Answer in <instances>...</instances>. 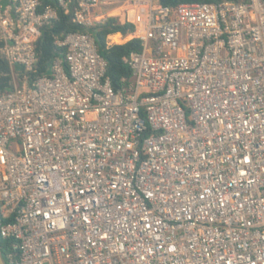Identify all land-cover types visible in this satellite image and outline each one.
I'll return each mask as SVG.
<instances>
[{"label": "built area", "instance_id": "built-area-1", "mask_svg": "<svg viewBox=\"0 0 264 264\" xmlns=\"http://www.w3.org/2000/svg\"><path fill=\"white\" fill-rule=\"evenodd\" d=\"M57 3L0 0L6 264H264V0ZM112 19L142 46L117 90Z\"/></svg>", "mask_w": 264, "mask_h": 264}, {"label": "trees", "instance_id": "trees-1", "mask_svg": "<svg viewBox=\"0 0 264 264\" xmlns=\"http://www.w3.org/2000/svg\"><path fill=\"white\" fill-rule=\"evenodd\" d=\"M222 1L242 2L247 0H159L160 4L168 7H176L186 3H213ZM43 7L52 5L58 8L57 0H41ZM59 19L53 25L47 27L44 31L43 39L41 41V70L49 66L57 57V52L53 46V36L62 33L63 31L77 30L72 26L71 17L64 14L58 9ZM134 28L122 22L120 19H112L106 24L100 26L95 30L96 43L100 54L105 58L108 64L107 75L111 79L114 89H119L122 85V79L130 77L132 71L130 67L124 62V58L128 57L132 52H140L142 50L141 43L138 40H131L122 45H115L110 48L107 47L106 38L109 34L122 33L127 35L132 32ZM1 46V45H0ZM44 71H40L43 73ZM11 89V75L9 64L0 57V91ZM3 253H5L6 243L0 242Z\"/></svg>", "mask_w": 264, "mask_h": 264}, {"label": "water", "instance_id": "water-1", "mask_svg": "<svg viewBox=\"0 0 264 264\" xmlns=\"http://www.w3.org/2000/svg\"><path fill=\"white\" fill-rule=\"evenodd\" d=\"M0 264H6L1 246H0Z\"/></svg>", "mask_w": 264, "mask_h": 264}, {"label": "rangeland", "instance_id": "rangeland-1", "mask_svg": "<svg viewBox=\"0 0 264 264\" xmlns=\"http://www.w3.org/2000/svg\"><path fill=\"white\" fill-rule=\"evenodd\" d=\"M17 70H18V72H19V76H22L23 69L20 68V67H17Z\"/></svg>", "mask_w": 264, "mask_h": 264}, {"label": "bare ground", "instance_id": "bare-ground-1", "mask_svg": "<svg viewBox=\"0 0 264 264\" xmlns=\"http://www.w3.org/2000/svg\"><path fill=\"white\" fill-rule=\"evenodd\" d=\"M116 40L119 41V37H116Z\"/></svg>", "mask_w": 264, "mask_h": 264}]
</instances>
